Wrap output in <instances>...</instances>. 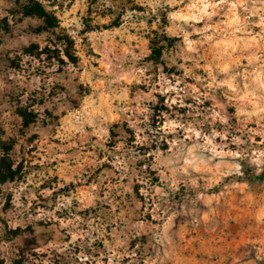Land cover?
I'll return each instance as SVG.
<instances>
[{
	"label": "clouds",
	"instance_id": "clouds-1",
	"mask_svg": "<svg viewBox=\"0 0 264 264\" xmlns=\"http://www.w3.org/2000/svg\"><path fill=\"white\" fill-rule=\"evenodd\" d=\"M0 264H264V0H0Z\"/></svg>",
	"mask_w": 264,
	"mask_h": 264
}]
</instances>
